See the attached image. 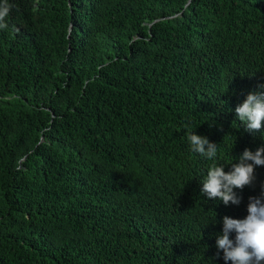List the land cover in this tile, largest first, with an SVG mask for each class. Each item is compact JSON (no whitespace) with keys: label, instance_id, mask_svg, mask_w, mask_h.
<instances>
[{"label":"trees","instance_id":"obj_1","mask_svg":"<svg viewBox=\"0 0 264 264\" xmlns=\"http://www.w3.org/2000/svg\"><path fill=\"white\" fill-rule=\"evenodd\" d=\"M8 3L0 264H225L223 217L247 216L264 166L239 205L201 182L264 147V126L248 133L235 113L264 92V0Z\"/></svg>","mask_w":264,"mask_h":264},{"label":"clouds","instance_id":"obj_2","mask_svg":"<svg viewBox=\"0 0 264 264\" xmlns=\"http://www.w3.org/2000/svg\"><path fill=\"white\" fill-rule=\"evenodd\" d=\"M11 8L8 0L0 2V29L8 27L5 20ZM260 87L264 88V85ZM235 113L246 132L254 134L260 131L264 126V92H250L243 103L236 106ZM187 139L193 152L207 160H216V143L194 132H190ZM230 165L231 170L226 172L223 165L214 162L201 182L202 194L222 201L225 206L239 205L242 198L235 190L242 191L246 186L253 185L255 168L264 166V147L255 152L246 148L238 162ZM247 212L243 219L223 217L222 234L217 236L216 247L218 252L223 251L225 264L228 261L231 264H264V192L261 197H249ZM232 233H235L234 239L230 238Z\"/></svg>","mask_w":264,"mask_h":264},{"label":"rangeland","instance_id":"obj_3","mask_svg":"<svg viewBox=\"0 0 264 264\" xmlns=\"http://www.w3.org/2000/svg\"><path fill=\"white\" fill-rule=\"evenodd\" d=\"M243 8H247V6L244 5V4H242V5H241V9H243Z\"/></svg>","mask_w":264,"mask_h":264}]
</instances>
